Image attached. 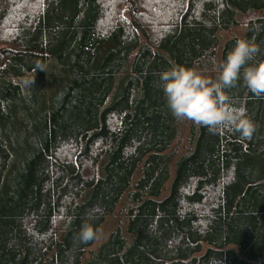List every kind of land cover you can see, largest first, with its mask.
Instances as JSON below:
<instances>
[{
  "label": "trees",
  "instance_id": "1",
  "mask_svg": "<svg viewBox=\"0 0 264 264\" xmlns=\"http://www.w3.org/2000/svg\"><path fill=\"white\" fill-rule=\"evenodd\" d=\"M239 38L264 60V0H0V264H264V97L227 89L257 131L213 133L159 75Z\"/></svg>",
  "mask_w": 264,
  "mask_h": 264
},
{
  "label": "clouds",
  "instance_id": "2",
  "mask_svg": "<svg viewBox=\"0 0 264 264\" xmlns=\"http://www.w3.org/2000/svg\"><path fill=\"white\" fill-rule=\"evenodd\" d=\"M259 53L254 40L237 39L213 78L195 66L173 63L159 74L172 116L205 126L213 133L234 130L250 140L257 125L246 109L233 106L226 90L242 82L255 97H264V60H257ZM78 235L86 243L99 238V229L84 223Z\"/></svg>",
  "mask_w": 264,
  "mask_h": 264
},
{
  "label": "rangeland",
  "instance_id": "3",
  "mask_svg": "<svg viewBox=\"0 0 264 264\" xmlns=\"http://www.w3.org/2000/svg\"><path fill=\"white\" fill-rule=\"evenodd\" d=\"M242 31H243L242 29H235L232 33L230 32L226 33L225 36L227 38L234 33H241ZM187 137H188V127L185 126L182 130V133L179 139L177 140L176 144L173 147V151H177V155L182 154L188 148ZM169 185H170V182L168 183V189L164 192L163 195L168 194ZM123 221H124V217L120 212V207H118L115 213L109 216L104 222V224L102 225L99 231V238H97L94 245L89 248V251L86 255L87 259L91 257L92 252H95L98 249V247L108 239L110 233L116 228V226L118 224H121Z\"/></svg>",
  "mask_w": 264,
  "mask_h": 264
}]
</instances>
